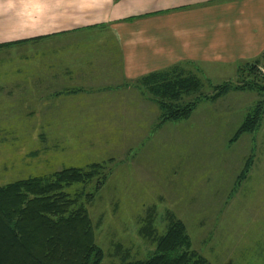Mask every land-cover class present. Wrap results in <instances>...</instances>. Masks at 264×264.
<instances>
[{
	"label": "rangeland",
	"instance_id": "374dc122",
	"mask_svg": "<svg viewBox=\"0 0 264 264\" xmlns=\"http://www.w3.org/2000/svg\"><path fill=\"white\" fill-rule=\"evenodd\" d=\"M36 52L41 50H0V186L101 164L107 179L100 190L95 179L65 192L95 196L90 203L83 197V202L97 227L104 264L150 257L156 244L141 229L153 220L155 235H164L168 213L187 225L193 249L211 264H264V119L256 132L229 143L263 95L232 89L216 100L200 101L188 119L162 123L159 104L142 88L153 102L144 103V115L109 118L110 132L104 133L99 118L49 115L54 111L46 108V115L35 116L28 110L36 102L15 90L27 88L31 67L24 56ZM176 67L168 70L183 77L196 75L190 66ZM245 67L229 82L220 83L224 75L212 82L199 79L203 93L212 95L217 86L251 80ZM260 68L264 84V65ZM249 159L253 166L238 185Z\"/></svg>",
	"mask_w": 264,
	"mask_h": 264
},
{
	"label": "crops",
	"instance_id": "0c3cea01",
	"mask_svg": "<svg viewBox=\"0 0 264 264\" xmlns=\"http://www.w3.org/2000/svg\"><path fill=\"white\" fill-rule=\"evenodd\" d=\"M22 48L41 50L24 56L28 86L15 90L36 102L28 110L99 118L105 133L153 103L145 76L190 66L223 83L261 60L264 0H0V50Z\"/></svg>",
	"mask_w": 264,
	"mask_h": 264
},
{
	"label": "trees",
	"instance_id": "16d2710c",
	"mask_svg": "<svg viewBox=\"0 0 264 264\" xmlns=\"http://www.w3.org/2000/svg\"><path fill=\"white\" fill-rule=\"evenodd\" d=\"M262 65L264 53L261 60L245 67L251 80L242 79L243 83L237 86H217L212 95L203 93L197 77H183L173 70L150 74L142 78L141 84L159 104L161 122H177L188 119L200 101L216 100L232 89L256 91L264 96L263 79L259 77ZM190 96L195 98L185 101ZM263 119L264 99H261L245 116L229 143L256 132ZM252 166L253 159L247 160L238 185ZM95 179L96 190H100L107 179L101 164L88 169H64L49 178L0 186V264H104V251L96 242L97 227L83 202V197L90 203L95 196L83 193L71 196L65 192L75 184H89ZM150 221L141 234L156 244L154 253L146 260H125L120 264H211L193 249L185 224L174 214L168 213V228L161 236L155 235L153 220Z\"/></svg>",
	"mask_w": 264,
	"mask_h": 264
}]
</instances>
